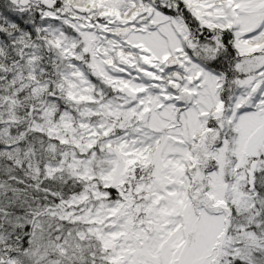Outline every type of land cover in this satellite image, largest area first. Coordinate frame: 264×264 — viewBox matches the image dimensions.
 I'll use <instances>...</instances> for the list:
<instances>
[{"label":"snow or ice","instance_id":"snow-or-ice-1","mask_svg":"<svg viewBox=\"0 0 264 264\" xmlns=\"http://www.w3.org/2000/svg\"><path fill=\"white\" fill-rule=\"evenodd\" d=\"M0 264H264V0H0Z\"/></svg>","mask_w":264,"mask_h":264}]
</instances>
